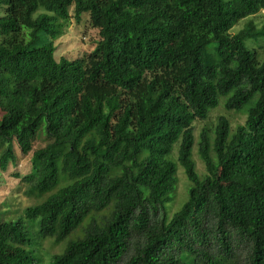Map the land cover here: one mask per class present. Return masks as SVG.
Here are the masks:
<instances>
[{"label":"trees","instance_id":"obj_1","mask_svg":"<svg viewBox=\"0 0 264 264\" xmlns=\"http://www.w3.org/2000/svg\"><path fill=\"white\" fill-rule=\"evenodd\" d=\"M0 11V171L43 136L22 181L47 194L14 221L0 212V264H40L25 219L36 239L65 242L49 264H264V59L231 33L264 0H0ZM84 15L94 48L57 60L54 42ZM221 98L244 124L220 116L195 143L193 122ZM178 166L190 184L169 217Z\"/></svg>","mask_w":264,"mask_h":264},{"label":"rangeland","instance_id":"obj_2","mask_svg":"<svg viewBox=\"0 0 264 264\" xmlns=\"http://www.w3.org/2000/svg\"><path fill=\"white\" fill-rule=\"evenodd\" d=\"M70 13H72V11ZM231 33L245 35L247 40L246 45L257 51L260 60L264 59V11H260L253 16L239 21L232 28ZM98 39V30L90 26L86 15H84L80 23H76L71 17L68 26L64 30V34L54 42L56 47L54 56L57 60L60 58L71 60L81 57L94 48ZM224 101L225 98L220 99L219 105L210 112L206 120H195L193 122L195 143L198 141L201 130L204 127L210 129L214 128L220 116H225L228 119L232 131H234L237 126L244 124L246 114L244 112L226 110ZM246 107H248V105ZM44 143L45 140L43 136H39L34 140L33 150L43 146ZM15 150L16 160L9 164L6 171H0V212L3 213V217L6 220L12 221L17 219L25 208L41 202L47 196L46 194L41 197H36L26 193L22 177L30 172V157L33 150L27 155H22L18 147H16ZM192 156L197 173L203 177L206 174V170L204 163L198 156L197 145L193 147ZM176 179L175 191L171 194V198L166 204L169 217L177 211L187 199V189L190 184L184 170L180 166H178ZM37 222L38 220L25 219V226L30 232L31 241H37L34 249L36 256L40 259V264H49L53 254L60 253L63 250L65 242L56 244L52 239H36L35 237H37L36 232L38 229ZM78 234H81L80 231L75 235ZM125 260L126 257L123 262H125ZM119 264H122V262Z\"/></svg>","mask_w":264,"mask_h":264}]
</instances>
